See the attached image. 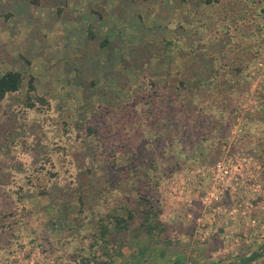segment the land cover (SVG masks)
I'll return each mask as SVG.
<instances>
[{
	"label": "rangeland",
	"instance_id": "1",
	"mask_svg": "<svg viewBox=\"0 0 264 264\" xmlns=\"http://www.w3.org/2000/svg\"><path fill=\"white\" fill-rule=\"evenodd\" d=\"M152 1L154 4L148 6L151 12L156 11L161 0ZM203 1H172V4L180 2L179 7L192 11V16L197 19L194 24L186 25L187 31H190V36L193 37L191 40H185L189 52L200 51L197 49L198 44L208 42V32L198 26ZM90 6L91 1L87 10H92L96 15L103 12L98 3L92 8ZM57 8L60 15L67 14L61 5L57 4ZM167 9L168 19L171 22L178 20L180 23L181 15H173L175 10ZM108 10H111V7ZM20 11L27 17H40L43 14L40 8L34 14L26 7ZM103 25L107 32L111 31L109 21L105 19ZM100 26V22L89 24L86 26V29L90 30L88 40L85 37L84 41L74 40L72 43L73 48H87L88 55L86 51L84 59L88 56L89 60L93 59L96 62L91 60L92 64L88 71L79 69L83 72L81 78L77 71L73 79V73H70L72 80L69 82L68 78L61 75L57 77V89L53 95L44 96L46 90L43 86H38L37 79L40 81L48 79L45 72L50 64L47 61L54 55L51 58L50 52L43 53L40 58L45 61L40 64L41 70L25 72L22 88L18 93L20 102L11 103L9 100L0 104V112L1 109H5V117H9L8 114L11 112L21 115L16 134L11 136L3 134L4 140L0 142V175L3 177L0 176V264H101L105 261L106 264H227L229 262L226 261L238 257L242 250L263 244L264 239H257L249 246L241 247L238 254L225 252V249L221 248L223 242L243 231L246 225L245 218L226 219L225 215L218 214L216 217L218 231L215 232L213 225V229L207 228L211 224L205 217L206 209L199 201L193 209L185 200L179 201L173 196L177 185L187 177L192 180L190 188L194 189V186L201 183V177L192 171L212 164L224 154V145L230 143L232 129L235 126L244 128L242 137H239V140H242V150L254 156L264 167V26L245 32L248 43L257 45V48L259 46L262 51L259 58L249 67V74L241 73L231 77L229 65L234 62L240 63L243 54L248 52V44L245 47L234 46L227 69L220 74L218 81L212 84L215 88L199 89L195 98V94L189 93V99L193 101L187 102L189 100L187 99L184 102L189 114L196 115L188 121L191 131L187 137V134L183 136L182 132V134L178 132V127L177 131L169 130L168 120L165 119L163 123H156L158 130L154 126L148 129L146 134L141 135L139 132L138 135L141 136L133 140V145L144 146L142 148L146 153H155L161 169L174 171L159 188L163 201L160 220L166 225L165 231L148 235L135 224L126 236V245L116 253L111 252V244L93 243L92 235L99 230L98 213L107 211L104 201L108 199L112 203L118 190L114 187L111 188L112 191L107 189L108 179L114 173H109L103 166L105 162L101 152L104 141L88 128L98 129L101 126L102 131L106 132L111 126L110 122L114 123L121 118L119 113L134 121L140 120L144 127H148L159 118L152 119V115L147 114V111L141 113L145 107H147L145 110L150 107L143 102L151 101V95L155 96L157 102H161L162 99L175 101L173 96L179 91L177 89L175 93L171 92L170 87H173L171 84L163 87L156 79L151 78L150 73L145 72L142 65L150 56L144 59L136 53L131 61L127 59L133 62L134 66H139L141 72L138 71V67L136 71L130 70L129 73L123 68L120 73L99 72L100 60H108L107 64H112L117 52L111 41L112 34L107 33L109 35L106 37L100 34L98 32ZM84 29L85 25L81 23V28L77 27V35L80 32L85 35ZM167 35L168 38L163 40L162 51L156 48L149 49L151 52H160L159 55H153L154 60L158 58L161 64L176 67L177 57L172 54L182 44L170 40L172 34ZM195 35H199L200 40L194 39ZM104 39H107L106 43ZM217 43L215 53L218 54L222 48L236 45L235 38L231 36ZM68 46L67 43V48ZM215 50H211L209 54L205 48L196 55L206 52L211 56ZM16 51L19 52L18 49ZM205 55L204 59L208 64V56ZM248 57L252 58L253 54H249ZM7 58L8 63H11L15 56ZM26 58L24 57L25 62ZM196 58L199 62L203 60V56ZM56 59L55 56L54 60ZM3 63L7 62L2 61ZM206 76V72L201 75L202 78ZM193 77L195 76H191ZM152 82L157 84L152 85ZM46 85L48 86V83ZM110 91L111 96H115L112 100L115 102L110 100L108 103L109 100L105 101L103 98L109 97L107 93ZM156 91L159 93L156 94ZM140 95H145L142 104L139 105L143 109L137 107V112H134L135 110L130 108L124 112L123 106L126 102H133L136 96ZM29 97L44 98L48 103L42 106L36 100H34L36 103L28 101ZM180 99L181 96L177 101L180 102ZM30 101L35 104L34 107L29 105ZM154 101L151 104H154ZM6 104H9L10 109L6 110L8 108ZM201 107H207L203 114L212 115V120L204 119L202 114H198ZM177 116V121H180L182 116L179 112ZM114 132L112 130L111 135L107 132V135L112 137ZM159 137L164 139L163 142L155 144ZM117 157L119 166L126 163L122 153ZM49 171L57 173L53 175ZM261 183L263 189L261 193L264 196V171ZM125 189L127 194H134L131 184L126 183ZM200 218L202 220H199ZM236 222L243 223L240 232H234ZM252 262L264 264V259Z\"/></svg>",
	"mask_w": 264,
	"mask_h": 264
},
{
	"label": "crops",
	"instance_id": "2",
	"mask_svg": "<svg viewBox=\"0 0 264 264\" xmlns=\"http://www.w3.org/2000/svg\"><path fill=\"white\" fill-rule=\"evenodd\" d=\"M90 1V8L98 3L99 8H101L103 12L96 15L92 10L88 11L87 6ZM110 1L111 4H109ZM172 1L173 0H161L159 3L160 6L157 7L156 11L154 10L151 12L148 10V6L154 4L152 0H0V76L8 71L20 72L23 77L27 71L38 72L42 67L40 64H43L45 61L40 57L43 53L47 54L50 52L49 55L51 58L52 55H54V57L47 61L50 64L47 72H45L48 75V79H45V81L37 79V81H39L38 86H43L46 90L43 95L52 96L55 89H57V77L62 75L68 78L69 82V80L71 81L76 77L77 71L81 78L82 71L80 72L79 69L83 68L88 71L92 64L91 60L95 62L93 59L89 60V58H87L88 56L84 59L86 51V55H88L87 48H73L72 43L74 40L84 41L85 37L88 40V37H90V30L89 28L86 29V26L91 23L100 22L101 26L100 28L98 27V32L105 37L109 35L107 33L112 34L111 41L114 44V48L117 49V52L116 58L112 60V64H107L108 60H100V65H98L99 72L109 71L112 73H120L122 68L128 71V73L130 70L136 71V67L139 68V66H134L133 62L130 61L137 53L140 57H144V59L150 56L149 59L144 61L142 67L145 72L150 73L151 78L154 80L156 79L157 83L161 86L164 87L169 83L173 86L170 87V89L173 90H171V92L175 93L181 81L187 80L186 82L191 84V82L194 81L193 78H195H191V76H195L196 74H194V72H197V79L192 84V88H194L196 85L195 82L202 79V73L209 69V65L205 64L206 60L204 59V55H208V53L205 52L197 55L196 53L207 48V51L211 54V50H215L218 43L208 39L207 43L202 42L198 44L197 49H200V51L195 53V51L192 50L194 54L191 50V53L187 51L185 40L190 39L192 35L190 36V31H187L186 25L194 24L197 19L192 16V11H187L185 7L180 8V2L172 4ZM57 4L61 5L63 9H66L67 14L60 15ZM23 7L28 8L32 14L36 13L37 9L40 8L43 10V14L40 17H27L24 12L20 11ZM109 7H111V10H108ZM167 8L175 10L173 15H181L182 22L180 21L179 23L178 20L171 22L168 19L169 14L166 12L168 10ZM15 11H17L16 15ZM105 19L111 24L112 32H107L105 30V25H103ZM81 23L85 25V35L81 32L77 35V27L80 26L81 28ZM177 23L179 24L174 26ZM167 34H172V38H169L170 40L182 44L179 49L177 48L174 50L175 53L172 54L177 57L178 66L176 67L174 65L170 66V64H161L158 58L154 60V58H152L153 55H159L160 52H151L149 49L156 48L162 51L164 48L163 40L168 38ZM92 37L91 35V38ZM107 39H104V43H106ZM194 39L200 40L199 35H195ZM14 41L16 43H14ZM67 43L69 44L68 48ZM16 49H18L19 52H17ZM223 49L224 48H222L221 51ZM215 52H217V50H215L214 53ZM8 56H15L13 62L8 63L9 59H6ZM27 56L31 58L28 59L26 58ZM55 56L57 57L56 60H54ZM199 56H203V60L200 62L197 61L196 58ZM24 57L27 59L26 62ZM34 57H36V59ZM37 57L41 60L37 59ZM130 57L131 59H129ZM2 61L7 63L2 64ZM141 70L140 68L138 69L140 72ZM174 71L177 73L173 74L172 72ZM85 72L86 71H84V73ZM70 73H73L72 79ZM208 78L211 79V77ZM53 82H55V85H53ZM47 83L48 86L46 85ZM112 86H110V88H112ZM212 88L215 87L211 83L206 86V89ZM111 93V91L107 93L109 97L103 98L105 101L109 100L107 101L108 103L110 100L112 101L115 99V96H111ZM9 100H11V103H19L20 97L18 94L7 96L4 100L0 101V104H4ZM192 101V99L187 100V102ZM9 104H6V107H8L6 110L10 109ZM4 111L5 109H1L2 114L0 112V118L2 117L0 119V142L4 140L3 134L8 136L16 134L21 120V115L16 112H11L8 114L9 117H5ZM225 111L226 110H223V112ZM4 117L6 119H4ZM10 120L12 123H9ZM31 130H34V126H32ZM242 225L243 223L236 222L234 225L235 229L233 228L235 230L234 232H240L242 230ZM262 259H264V243L258 246L255 245L250 249L246 248L241 251L238 257H233L226 262H229L227 264H252L254 263L252 261H261Z\"/></svg>",
	"mask_w": 264,
	"mask_h": 264
},
{
	"label": "trees",
	"instance_id": "3",
	"mask_svg": "<svg viewBox=\"0 0 264 264\" xmlns=\"http://www.w3.org/2000/svg\"><path fill=\"white\" fill-rule=\"evenodd\" d=\"M200 12L202 14L199 18L200 23L198 26L204 28L208 32L209 40H213L217 43L227 36H231L235 38L236 45L222 50L219 54L214 53L211 56L207 55V65H209V69L206 70L207 76L195 82L196 88H192V84L196 79H194L191 84L187 83V80H184L179 83L177 88L179 91H177L176 96L173 94L175 96H173L175 101H172V99H162L161 102H157L156 99H154L155 96L151 95V101L145 100L143 102L142 100L145 95H140V97H138V95L133 102H126L123 106L124 112L130 110V108L135 110L134 112H137V107L142 110L143 108L139 106L142 102L150 105L146 110L145 108L147 107H145L141 113L147 111V114L152 115V119L159 118V120L155 121L152 125H148V127H144V125H142L143 123H140V120L134 121L126 115L123 116V114L119 113L118 115L121 118H118L114 123L110 122L111 126L106 129V132L102 131L103 127L101 126L98 129L88 128L91 133H96V135L104 141L103 151L101 152L105 162L103 166L107 168L109 173H114L110 176V179H108L107 189L112 191L114 187L115 190H118L113 199V205L108 199L104 201L107 211L98 213L97 222L99 224V230L92 235V241L96 244H111V252L114 251L113 253H116L126 245V236L135 224L148 235L164 232L166 227L165 223L160 220V215L163 211V201L159 194V188L164 180L170 178L174 174V171L166 168L161 169L155 153H146V150L142 148L144 146L140 144L139 147L133 145V140L137 139L138 136L146 134L148 129L154 128V126L158 130L159 127L156 123H163L165 119L168 120L169 130L177 131L176 128L178 127V132H180V134L183 133V136L187 134V137L191 131L188 121L193 119L196 115L189 114L184 102L189 99V93L195 94V98L196 92H199V89L202 90L206 88V85L218 81L220 74L223 71L225 72L229 65L228 61L233 55L232 50H234V46L237 47L239 45L245 47V45L248 44V52L243 54L240 63L234 62L229 65L232 78L236 74H249V67L255 59L259 58L262 52L259 46L257 48V45L255 46L253 43H248V39L245 38V32L247 30H253L255 27L264 26V0H204L203 10ZM230 21L231 23L229 24ZM246 22L248 23L246 24ZM249 54H253L252 58L254 60L248 57ZM222 58L223 61L220 62ZM194 74L198 75L197 72H194ZM208 77H211L212 81ZM22 83L23 76L20 72L8 71L1 75L0 101L4 100L7 96L18 94L22 88ZM156 84L157 83L152 82V85ZM158 93L159 91H156V94ZM180 96L181 99L180 102H178L177 98ZM35 98L36 99L29 97L28 101L36 100L40 102L42 106L48 103L44 98ZM153 100H155L154 104H151ZM29 105L31 107L35 106L32 102L29 103ZM206 109L207 107H201V111H199L198 114H202V118L204 119L212 120V115L208 114L204 116L203 112L206 111ZM178 112L182 116L180 121L176 119L178 118ZM140 125L143 128H140ZM112 130L115 132L114 135L110 137L107 135V132L111 135ZM139 132L142 134L138 135L140 134ZM163 140V138L159 137L158 140L155 141V144H159L163 142ZM121 153L124 155V158H126V163L119 166L117 155ZM98 158L97 156V159ZM56 173L57 172H50V174L53 175ZM126 183L131 184L134 194L126 193ZM110 195L113 196V194ZM110 198L112 197L110 196ZM112 254H109V256ZM106 262L107 261L101 264H106Z\"/></svg>",
	"mask_w": 264,
	"mask_h": 264
},
{
	"label": "built area",
	"instance_id": "4",
	"mask_svg": "<svg viewBox=\"0 0 264 264\" xmlns=\"http://www.w3.org/2000/svg\"><path fill=\"white\" fill-rule=\"evenodd\" d=\"M243 132L244 128L235 126L230 143L224 145V154L212 164L192 171L201 177V183L194 189L190 188L192 180L187 177L177 185L173 196L179 201L185 200L193 209L199 201L206 209L204 214L211 224L207 228L214 227L215 232L218 231V214L225 215L226 219L245 218L243 231L225 240L221 247L225 252L235 254L241 247L264 239V196L261 193L264 167L254 156L242 150L239 137Z\"/></svg>",
	"mask_w": 264,
	"mask_h": 264
}]
</instances>
